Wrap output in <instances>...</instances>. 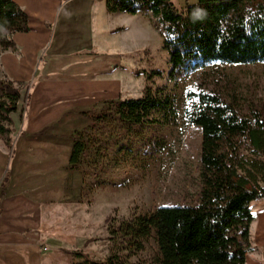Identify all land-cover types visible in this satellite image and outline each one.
<instances>
[{"label":"rangeland","instance_id":"1","mask_svg":"<svg viewBox=\"0 0 264 264\" xmlns=\"http://www.w3.org/2000/svg\"><path fill=\"white\" fill-rule=\"evenodd\" d=\"M197 1L172 0L179 13L184 12L186 4L194 5ZM119 23L125 31L112 32V39L106 41L105 47L99 45L97 33L88 45L77 34L76 25L73 33L65 35L64 54L107 53L112 59L110 68L96 70L93 76L90 72L73 74L78 76L80 84H92V94L86 95L87 102L82 96L78 103L72 99L71 112L48 122L47 127L28 137L31 142L52 143L51 150L40 152L44 155L41 160L48 161L52 156L58 163L53 170H41L38 179L40 190L56 194L55 199L38 200L44 212L40 216L38 238L36 241L32 238L31 244H35L34 252L40 256L39 264L102 262L113 255L127 264H161L155 230L142 241L141 250L129 251L125 248L130 238L112 237L110 229L136 217L151 216L162 206L196 204L200 191L201 132L183 120L186 93L197 88L215 92L242 116L249 117L256 111L264 119V63L212 64L170 79L163 37L153 20L146 17L141 19V24L130 19ZM54 28H51L49 49L42 51L37 59V75H41L48 60L45 56L58 54L54 52L58 28L55 31ZM153 72H159L160 76L149 78L147 74ZM65 75L58 73V76ZM35 77L28 84L21 82V100L13 120L15 131L9 142L11 152L21 141V131L26 133L29 129L33 99L40 92ZM147 88L162 89L173 98L176 113L169 122L128 130L116 122L91 121L92 116L106 112L111 103L141 97ZM150 119L161 120L162 115L151 113ZM88 128L92 130L89 133ZM83 133L87 147L73 169L68 164L71 147ZM5 142L0 140V148H7ZM258 182L264 187L262 177H258Z\"/></svg>","mask_w":264,"mask_h":264},{"label":"trees","instance_id":"2","mask_svg":"<svg viewBox=\"0 0 264 264\" xmlns=\"http://www.w3.org/2000/svg\"><path fill=\"white\" fill-rule=\"evenodd\" d=\"M110 14H141L154 22L168 55L169 78L175 79L212 64L264 63V0H198L179 13L172 0H105ZM29 17L13 0H0V56L16 52L13 36L29 33ZM1 70V69H0ZM149 78L159 72L147 74ZM22 83L0 74V140L14 133L12 116L21 100ZM28 96V93H27ZM29 98V96H28ZM160 113L161 120L150 119ZM173 98L147 88L143 96L111 103L91 121L116 122L122 129L169 122L175 116ZM183 120L201 132L200 191L195 205L162 206L148 217H136L110 229L112 237L130 238L126 250H141L155 230L161 264H246L251 250L252 204L264 199V119L249 117L219 94L189 90ZM92 130L88 128L87 133ZM85 133L74 141L69 165L75 169L87 143ZM112 140V139H111ZM89 141V138H88ZM8 183L4 178L2 188ZM127 264L117 255L102 262Z\"/></svg>","mask_w":264,"mask_h":264},{"label":"crops","instance_id":"3","mask_svg":"<svg viewBox=\"0 0 264 264\" xmlns=\"http://www.w3.org/2000/svg\"><path fill=\"white\" fill-rule=\"evenodd\" d=\"M13 1L28 15L32 31L15 34L13 41L17 51L0 56V72L9 79L28 84L29 79L37 75V59L42 51L49 49L52 26H55L54 31L58 28L57 48L54 51L58 54L45 56L48 60L42 73L35 77L38 78L40 92L37 90L33 99L28 132L21 131V141L13 153L8 148H0V264H39L40 256L34 252L35 244H31L32 238L34 241L38 238L40 216L44 212L39 208L38 200H52L56 198V194L55 191L40 190L38 179L41 177V170H53L58 163L47 155L48 161L41 160L44 155L40 152L51 150L52 143L31 142L28 137L43 130L48 122L71 112V104H74V101L70 102L72 99H76L78 103L79 96H82L85 98L84 102H87L88 94H92V84H80L78 76L73 74L90 72L93 76L96 70H109L112 60L110 55L103 52L84 53L80 56L64 54L62 45L65 43V35L73 33L76 25L79 28L77 34L88 45L92 44L94 34L97 33L99 45L105 47L106 41L112 39V32L121 34L125 31L119 23L121 20H136L141 24V19L146 17L141 14H110L105 0ZM109 25L113 27L108 28ZM59 72L66 75L58 76ZM85 78L82 80L86 81ZM14 117L16 114L12 116L13 120ZM4 178H8V183L2 188ZM259 201L252 204L256 218L251 224V250L246 256V264H264V199Z\"/></svg>","mask_w":264,"mask_h":264}]
</instances>
